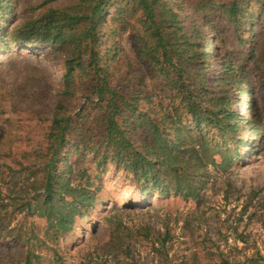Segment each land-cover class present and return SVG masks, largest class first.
I'll use <instances>...</instances> for the list:
<instances>
[{
    "label": "rangeland",
    "instance_id": "374dc122",
    "mask_svg": "<svg viewBox=\"0 0 264 264\" xmlns=\"http://www.w3.org/2000/svg\"><path fill=\"white\" fill-rule=\"evenodd\" d=\"M232 1L244 12L238 15V26L229 22L224 10ZM106 2L98 50L107 66L110 87L128 92L143 79L145 97L150 96L153 103L166 101L161 80H151L150 59L139 57L133 44L138 30L144 35L141 13L128 18L124 28L115 19L119 8L132 10L136 0ZM78 3L6 0L8 15L0 16V264H25L28 253L31 264H119L120 260L107 253L108 219L149 234L148 239L140 236L134 242L131 256L135 264H264V0L170 3L182 21V36L190 44L187 56L199 62L201 47L213 39L217 50L207 45L211 55L202 74L208 77L211 95L225 99L224 110L236 111L242 118L238 137L225 142L212 135L216 144L208 142L218 164L226 150L227 157L237 153L235 162L228 169L189 167L190 180L180 181L183 191L188 183L199 190L196 200L174 191L161 196L151 187L141 192L134 173L104 157L108 147L99 144L100 110L91 104L97 100L88 92L92 78L78 77L76 72L70 95H66L63 53L54 52L52 46H13L9 34L15 27L32 22L40 25L50 10L78 15ZM222 58L229 74L234 69L238 72L237 88L235 83L233 89L217 83L216 79L227 78L220 66ZM141 101L148 107L145 99ZM59 102L66 106L72 125L57 171L72 186L87 189L95 201L92 208L83 210L82 217L75 218L71 231L54 235L57 239L53 241L45 219L15 207L20 198L30 201L39 189L32 184L42 174L31 172L40 170L42 159L36 154L48 145L45 135ZM82 107L85 112L78 116ZM85 135L89 141L82 139ZM175 182L169 176L165 183ZM166 230V250L152 252L151 243L157 246Z\"/></svg>",
    "mask_w": 264,
    "mask_h": 264
},
{
    "label": "trees",
    "instance_id": "16d2710c",
    "mask_svg": "<svg viewBox=\"0 0 264 264\" xmlns=\"http://www.w3.org/2000/svg\"><path fill=\"white\" fill-rule=\"evenodd\" d=\"M174 1L136 0L135 8H119L117 18L115 17L124 28L128 18H134L138 12L141 13L143 20L140 24L143 23L144 35L138 30L133 44L139 57L150 59V67L154 71L151 80H161L160 83L166 89L163 88L162 93L167 103L160 99L153 103L150 96L145 97L143 79L128 89V92L126 89L120 91L110 87L107 66L98 50L99 27L105 24L106 0H79L78 15L74 16L66 10H50L40 25L32 22L15 27L9 35L12 43H15L13 46H52L54 52L65 55L62 80L66 95H70L68 89L76 72L78 77L92 78L88 83V92L97 100L91 104L97 105L100 110L98 120L103 130L99 136V144L108 147L104 157L106 160H113L117 167L123 166L125 170L134 173L137 183H140L141 192L151 187L152 191L159 192L161 196L174 191L177 194L183 193L185 197L193 196L196 200L199 198V190L188 183L183 191L180 181L190 180L187 171L189 167L207 169L209 166H220L228 169L235 162L237 153L227 157L229 150H226L222 154L221 164H218L214 155L210 154L208 142L214 145L212 135L225 142L229 138L238 137L242 118L236 111L224 110L222 104L225 99H216L211 95L208 77L205 73L202 74L208 63L207 58L211 55L207 45L211 46L212 51L217 50L213 39L210 38L201 47L199 62L187 56L190 44L185 34L182 36V21L170 5ZM5 5L6 0H0L2 18L8 15L4 10ZM195 10L198 11L197 6ZM224 10L229 22L238 26V15L244 12L237 2L232 1L224 6ZM170 29L172 32H168ZM261 48L264 49V41ZM220 66L227 78L216 79L217 83L221 82L232 89L235 83L237 88L239 77L236 69L229 74L224 58ZM144 99L148 107L142 104L141 100ZM66 111L63 102L56 105L51 127L45 135L48 145L45 149H39L36 154L42 162L38 167L40 170L31 174H42L32 184L38 185L39 189H35L30 201L28 198H20L15 207L29 216L45 219L49 230L53 232V241L57 239L56 235L71 231L75 218L82 217L83 210L92 208L95 201V196L87 192V189L79 185L72 186L70 180L62 179L63 172L57 171L59 158L65 149L72 125V117L66 115ZM84 112L85 108L82 107L78 116ZM82 139L89 141L90 137L85 135ZM170 139L174 140L170 142ZM185 142H188L187 146ZM169 176L176 180L170 186L165 183ZM106 225L108 255L113 260H120L119 264L137 263L131 256L135 249L134 242L140 236L148 239L149 234L116 220L108 219ZM168 237L169 232L166 230L159 238L157 246L155 241L151 243L152 252L159 254L165 251ZM222 263L230 264L225 261ZM251 263L258 264L253 261ZM25 264H31L29 253Z\"/></svg>",
    "mask_w": 264,
    "mask_h": 264
}]
</instances>
